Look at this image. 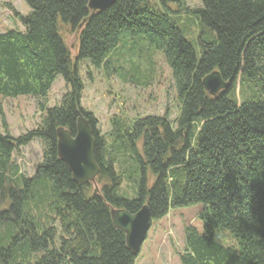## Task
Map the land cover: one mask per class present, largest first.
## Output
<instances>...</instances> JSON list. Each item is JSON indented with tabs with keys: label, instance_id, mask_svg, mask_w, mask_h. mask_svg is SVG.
<instances>
[{
	"label": "trees",
	"instance_id": "trees-1",
	"mask_svg": "<svg viewBox=\"0 0 264 264\" xmlns=\"http://www.w3.org/2000/svg\"><path fill=\"white\" fill-rule=\"evenodd\" d=\"M26 1L30 14L15 11L24 28L0 32V264H135L111 210L135 213L147 204L157 220L171 207L196 203L205 205L204 231L187 228L181 264H264V0L184 7L205 25L200 56L181 16L158 0H117L97 11L89 0ZM63 30L78 34L75 58ZM136 46L165 57L179 113L134 121L114 115L101 134L82 107L79 63L119 74L121 56ZM215 70L230 85L213 96L203 79ZM60 74L70 88L48 107ZM19 95L33 96L43 119L16 137L2 99ZM79 111L95 130L98 192L92 182H76L58 155L57 128L75 134ZM36 138L43 158L28 176L15 155ZM221 226L235 233L237 246L214 242Z\"/></svg>",
	"mask_w": 264,
	"mask_h": 264
},
{
	"label": "rangeland",
	"instance_id": "rangeland-1",
	"mask_svg": "<svg viewBox=\"0 0 264 264\" xmlns=\"http://www.w3.org/2000/svg\"><path fill=\"white\" fill-rule=\"evenodd\" d=\"M162 10H169L173 16H181L187 40L194 43L200 56L199 36L205 25L196 19L191 10L202 7V0H158ZM15 11L23 15L31 13L32 8L26 0H0V32L10 29H23L24 26ZM62 34L73 58L78 54V34L63 30ZM136 46L134 53L125 51L121 56L124 66L121 73H114L105 68H95L87 59L81 61L79 75L85 87L82 93V107L93 112L98 120L97 128L101 134L110 129L111 117L122 114L129 120L148 115H163L170 112L173 119L179 113V103L172 77V71L165 57L152 49H140ZM131 61H134L131 63ZM103 70V71H100ZM63 75L54 81L48 95V107L60 104L61 97L68 91ZM5 118L13 136L36 128L42 122V111L33 96L19 95L2 99ZM45 114V111H44ZM134 121V120H133ZM3 117L0 111V128ZM4 129V127L2 128ZM43 158V144L39 138L21 147L15 159L22 171L32 176L38 163ZM203 203L186 207H171L169 213L161 219L153 220L151 229L142 246L135 264H181L179 252L185 246L186 230L194 226L203 233L204 226L201 212Z\"/></svg>",
	"mask_w": 264,
	"mask_h": 264
},
{
	"label": "water",
	"instance_id": "water-1",
	"mask_svg": "<svg viewBox=\"0 0 264 264\" xmlns=\"http://www.w3.org/2000/svg\"><path fill=\"white\" fill-rule=\"evenodd\" d=\"M116 2L117 0H89V7L94 11L104 10ZM203 84L211 95L216 96L226 90L230 82L215 70L203 79ZM56 132L58 155L68 165L73 179L78 183H94L95 192H98L97 177L100 167L95 155L96 138L91 120L84 112L79 111L75 134L63 126L58 127ZM111 217L115 227L125 232L129 249L138 256L153 224L149 206L145 204L135 213L126 208H113Z\"/></svg>",
	"mask_w": 264,
	"mask_h": 264
},
{
	"label": "clouds",
	"instance_id": "clouds-1",
	"mask_svg": "<svg viewBox=\"0 0 264 264\" xmlns=\"http://www.w3.org/2000/svg\"><path fill=\"white\" fill-rule=\"evenodd\" d=\"M214 242L222 247L229 248L237 246L235 233L226 226L218 227L214 232Z\"/></svg>",
	"mask_w": 264,
	"mask_h": 264
}]
</instances>
